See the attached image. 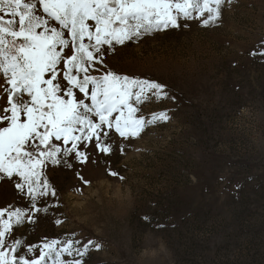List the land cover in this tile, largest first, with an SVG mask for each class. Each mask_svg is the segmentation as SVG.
Listing matches in <instances>:
<instances>
[{
  "label": "rangeland",
  "instance_id": "1",
  "mask_svg": "<svg viewBox=\"0 0 264 264\" xmlns=\"http://www.w3.org/2000/svg\"><path fill=\"white\" fill-rule=\"evenodd\" d=\"M188 23L106 56L120 74L166 85L175 99L148 97L139 115L171 119L54 172L57 195L15 232L22 243L92 241L86 264H264V0ZM19 203L0 184V206Z\"/></svg>",
  "mask_w": 264,
  "mask_h": 264
},
{
  "label": "snow or ice",
  "instance_id": "2",
  "mask_svg": "<svg viewBox=\"0 0 264 264\" xmlns=\"http://www.w3.org/2000/svg\"><path fill=\"white\" fill-rule=\"evenodd\" d=\"M226 3L0 0V184L20 202L0 206V264H86L92 241L26 244L15 232L47 214L46 198L57 195L54 172L86 165L93 152L111 155L117 139L138 138L148 124L171 119L167 111L139 115L148 97L175 99L166 85L120 74L106 56L189 21L215 25Z\"/></svg>",
  "mask_w": 264,
  "mask_h": 264
}]
</instances>
